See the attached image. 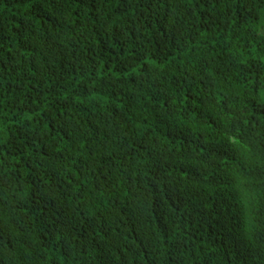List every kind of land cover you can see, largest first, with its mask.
Here are the masks:
<instances>
[{"label": "trees", "instance_id": "trees-1", "mask_svg": "<svg viewBox=\"0 0 264 264\" xmlns=\"http://www.w3.org/2000/svg\"><path fill=\"white\" fill-rule=\"evenodd\" d=\"M0 264H264V0H0Z\"/></svg>", "mask_w": 264, "mask_h": 264}]
</instances>
